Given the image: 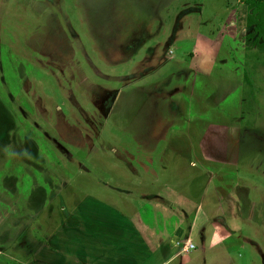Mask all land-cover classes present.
I'll return each instance as SVG.
<instances>
[{"label":"rangeland","instance_id":"obj_1","mask_svg":"<svg viewBox=\"0 0 264 264\" xmlns=\"http://www.w3.org/2000/svg\"><path fill=\"white\" fill-rule=\"evenodd\" d=\"M251 12L245 0H0L1 264H60L56 235L69 264H95L110 245L92 231L112 214L94 215L93 201L79 212L88 196L129 213L152 247L178 228L185 237L208 188L214 228L231 235L195 239L184 258L178 240L175 264H264V227L236 216L242 196L264 220V50L244 26ZM185 147L192 158L174 153Z\"/></svg>","mask_w":264,"mask_h":264},{"label":"crops","instance_id":"obj_2","mask_svg":"<svg viewBox=\"0 0 264 264\" xmlns=\"http://www.w3.org/2000/svg\"><path fill=\"white\" fill-rule=\"evenodd\" d=\"M233 39L231 36L227 37V40ZM237 59L235 58H231V61L234 63V66H237L238 62H241L240 60H238V62H236ZM227 61V60H226ZM230 76V75H229ZM229 76L227 78H223L225 81L227 80H232L231 78H229ZM237 77V76H236ZM235 77V79H236ZM222 79V78H221ZM235 79H233V81H235ZM235 91V90H234ZM234 93V92H232ZM229 93L227 94L225 97H223V99H220L219 101H215L213 104H221L222 101L226 100L227 98H229V96L232 94ZM210 96V95H209ZM226 108V107H225ZM227 109V108H226ZM229 111H226V113L224 114V117H228V116H232V123H237L236 120L233 117V113L235 111V105L229 107ZM217 123H219L221 126H223V123L220 122L217 118H215ZM234 126V125H232ZM239 127V125H238ZM177 145V144H175ZM179 146V145H177ZM186 149V147H185ZM173 151V150H170ZM174 153L178 156L187 158L190 157L192 158V156H190L191 154H189L188 150L186 149L184 150H180L177 149L176 151H174ZM174 154V155H175ZM240 158H241V153H240ZM225 164H228L230 166H235V164H231L228 161L222 162ZM194 166V164L192 165ZM233 166V167H234ZM239 167L240 164H239ZM236 168V167H235ZM220 168L215 169V168H207L208 170V175L210 177V179L212 180L213 175H220L221 172L224 173L227 177L224 178L225 181H229L231 177L230 175V171L222 169L219 170ZM210 180V181H211ZM221 181H223L221 179ZM227 183V182H226ZM221 185H224L223 182L220 183ZM235 184H237V182L235 181ZM228 184H225L224 186L227 187ZM223 189V188H222ZM226 189V188H224ZM203 192V200L199 201V203L196 205V207L193 209L192 213L188 214L190 219L188 221V224L190 225V231H186L188 233V235H186L185 237L184 234L182 236V238H178L179 236V231L181 230L180 228L177 229L174 237L176 238H170L168 239V242L166 241V238L162 239L159 238L156 245H154V247L150 246L147 241L144 239L143 237V233L142 231H144L143 229L140 228V226H138V224L135 222V220L133 219V217H129V213H127L126 211H122L116 207H112L107 205L106 203L96 199L95 197H85L84 199H82L79 204H78V208L79 212L83 209V206L85 204H87L90 201L95 202V205L93 206V214L94 215H98L99 214H103L104 210H108L111 212L112 215L108 216V218H106L105 220H100V222L97 224V227L94 231H92V235H95L97 237L99 236H104L105 238H107L109 241V248L106 251V254H100V253H96L94 255L95 264H175V255L176 253L179 251L178 246L176 245V242L178 240H190L192 242L196 240H214V239H218L222 241H225L227 235H231V232H226L227 230V225H225V227L221 230L217 231L214 228V222H213V208H210V206H206V203L204 202L206 197H209L211 195V191L210 189H206ZM230 194L229 191L225 190L224 194ZM224 197V196H223ZM237 197H240L239 195H237ZM147 198V196L145 197ZM241 199L239 203H237L238 205V209L239 212H237V217H239L238 219L241 220L242 217L246 216V218H249L251 221L253 219H256L257 222L259 223V227L263 226L264 227V220L260 219L257 217L256 218V214H259L261 212L262 206L260 207L259 204H256V202L251 201L250 199L246 202V200H244L241 196ZM234 203H236V201H234ZM247 203L252 204L250 206V209H246L245 211V207L248 206ZM143 205L139 206L140 211H145L147 209H149L147 207V205H145V202H142ZM220 208H222L220 206ZM235 208H237L235 206ZM264 208V207H263ZM144 209V210H143ZM210 209V210H209ZM256 209H257V213H256ZM78 212V211H77ZM211 214V215H210ZM77 217H80L79 219L82 218L81 215H77ZM77 217H73L77 218ZM78 219V218H77ZM217 220V219H214ZM73 223V222H72ZM169 223V227H170V222L166 221L165 224ZM67 224L64 223L62 229H65ZM216 225H218L219 227L221 226L220 223H217ZM234 227V226H233ZM233 227L231 226V228L233 229ZM237 229V227H235ZM60 229V231L62 230ZM225 229V231H223ZM235 230V229H234ZM264 230V229H263ZM60 233V232H59ZM58 233V234H59ZM222 234L221 236L219 234ZM237 233V231H236ZM59 235H56V239L51 238L50 243L51 245H56L58 247V253H59V260L58 262L60 264H69L70 262V258H69V254H71L70 251H65L64 249L60 248V245L56 242H61L60 241V237ZM59 239V240H58ZM250 239V238H248ZM124 240L127 241V244L129 246L128 249H122V244H124ZM170 240V241H169ZM251 240V239H250ZM96 244V248H98L100 245L97 241H93ZM131 246L133 248V250H131ZM197 246V244H196ZM44 249L49 250L50 252L54 253L51 250V247L44 245L43 246ZM116 249L118 250V252L116 253ZM112 250H115L114 254L112 253ZM198 248L196 247L197 251ZM134 251V252H132ZM100 254V255H97ZM186 254H177L176 256H185ZM188 255V254H187ZM141 256L143 257L141 259ZM193 257V256H192ZM191 258V257H190ZM186 261H188L189 258H185ZM206 259V257H205ZM207 260V259H206ZM65 261V262H64ZM180 261L184 262L183 259H180ZM64 262V263H62ZM84 264H89L88 261L83 262ZM45 264H48V262L46 261Z\"/></svg>","mask_w":264,"mask_h":264},{"label":"trees","instance_id":"obj_3","mask_svg":"<svg viewBox=\"0 0 264 264\" xmlns=\"http://www.w3.org/2000/svg\"><path fill=\"white\" fill-rule=\"evenodd\" d=\"M245 2L249 4L252 12L248 15V21L244 26H254V33L259 38L257 46L264 50V0H245ZM249 37L250 35L247 36Z\"/></svg>","mask_w":264,"mask_h":264},{"label":"built area","instance_id":"obj_4","mask_svg":"<svg viewBox=\"0 0 264 264\" xmlns=\"http://www.w3.org/2000/svg\"><path fill=\"white\" fill-rule=\"evenodd\" d=\"M185 244L182 245L181 247V254H187L189 253L190 251L192 250H195L196 249V244L192 241H188V240H184Z\"/></svg>","mask_w":264,"mask_h":264}]
</instances>
